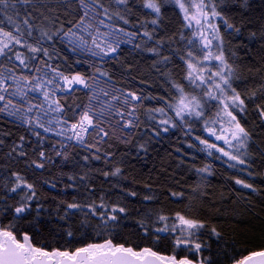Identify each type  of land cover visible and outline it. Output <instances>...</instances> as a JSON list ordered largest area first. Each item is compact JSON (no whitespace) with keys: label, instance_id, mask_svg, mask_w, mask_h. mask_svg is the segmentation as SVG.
<instances>
[{"label":"snow or ice","instance_id":"6c2138e0","mask_svg":"<svg viewBox=\"0 0 264 264\" xmlns=\"http://www.w3.org/2000/svg\"><path fill=\"white\" fill-rule=\"evenodd\" d=\"M245 20L258 26L242 30ZM122 45L150 64L156 94L117 86L136 79ZM0 118L23 133L0 138V264H264V250L230 251L219 227L237 219H219L224 200L244 194L209 191L220 161L249 211H264V171L259 184L242 175L264 161V0H0ZM176 131L177 167L195 177L187 195L128 170ZM53 166L69 171L54 181ZM161 196L183 208L134 207ZM133 211L142 242L126 244Z\"/></svg>","mask_w":264,"mask_h":264},{"label":"trees","instance_id":"16d2710c","mask_svg":"<svg viewBox=\"0 0 264 264\" xmlns=\"http://www.w3.org/2000/svg\"><path fill=\"white\" fill-rule=\"evenodd\" d=\"M254 5H259L261 0H251ZM259 9L257 8L254 15L258 17ZM247 16V14H245ZM237 22H240V17H236ZM165 23H169L168 20ZM256 24L248 23L245 20V23L242 26V30H251L257 27ZM238 43V41H237ZM231 47H236V43L231 45ZM122 48L125 49V57L127 61H131L133 64L136 65L133 68V75L136 77L135 80H132L130 77L127 76L125 73L124 78L118 83L117 86H125L131 87L133 85H138L140 88L145 90V92H152L156 94L158 92V82L156 81L155 76L152 74V69L150 64L142 59H133V56H128L127 51L130 48L129 45H122ZM241 61L244 62V75L246 77H251L253 73H249L247 71L248 61L251 60V54L246 53V51L240 47L237 49ZM123 71V70H122ZM144 80L145 83L141 84L140 81ZM127 81V83H125ZM144 117L141 116V119ZM143 131V128H141ZM8 132L10 135H3L0 138L4 139L6 142L10 143L12 140H16L19 143V136L22 133V130H18L13 125L8 122L5 123L3 118H0V133ZM50 139L59 140V137H51ZM139 139V137H137ZM184 137L178 131L173 134L172 132L166 134L159 143L153 141L152 147L150 148L146 158H136L132 160V164L135 165L134 168H129L128 170L133 172L138 179H142L147 183H151L153 185V191L158 193L165 192L166 189L171 186L174 190H182L186 193V195L191 191L189 185L193 184L195 177L188 175V173L183 172V169L177 167L178 160L181 158V154L176 152L177 147L184 148L186 145H182L180 141H182ZM8 150L6 145H0V164L4 163L3 160V152ZM72 152L73 156H76L77 159H80L79 156L76 154L80 152L79 148L75 150L69 149ZM50 151V147H49ZM87 154V153H84ZM58 159V158H57ZM206 159V158H205ZM82 162V161H81ZM200 158L197 159V164L199 165ZM214 167L216 169V175L209 178L212 187L209 191H214L216 193L215 199L217 202L221 200L220 192H224L225 194L228 193L230 187H235L238 191L244 194V196H248L249 192L247 189H242L239 186L234 185L233 181L227 179L229 175L232 174V169H228L227 164H223L220 161L213 162ZM96 166H100V162H96ZM17 167H23L19 165ZM60 171H69L68 168H57L53 166L52 172L46 173V178H50L52 180H56L58 178V173ZM254 174V177H247L246 173L242 174L244 178H247L249 182L259 184L261 182V177L255 175L256 173H260L264 171V161L257 157L253 163V167L249 169ZM179 181V183H177ZM183 185V188H181ZM62 184H58L57 189H48V192L54 193L59 191L62 187ZM133 187L141 188L142 185L137 184L133 185ZM143 191H146L142 189ZM235 197V193L232 194ZM244 196L236 198L237 202L234 205H228L227 199L224 200L223 204L221 205V212H225L224 216H219L221 221L229 220L231 221L233 217H236L235 222L231 223H221L219 227H222L225 234V241L226 246L229 248L230 251L233 252H240V253H250L252 251H260L264 250V211L261 210L260 207H256L255 212L260 213V215H255L254 213L250 212L249 210L252 209L253 205L248 203ZM140 197L134 198V207L139 209V211L143 212L147 210L148 206L151 205H158L163 204L166 210H181L183 206L181 205L177 208V205L172 204L167 200L165 197L161 196V200L159 202L152 201V202H143L144 206L141 204L136 203L139 201ZM260 197H254L253 203H258ZM45 206L47 207L50 203L49 200L44 201ZM193 204H198V201L192 200ZM130 219L124 222V227L122 231L126 233L123 242L126 244H135L138 242H142L139 240V236L133 229L135 228V216L136 212L129 213ZM49 242L52 244H58L60 241L58 239H52L49 237ZM43 243V241H41ZM146 243V242H145ZM213 245L216 247V242L213 239ZM226 264L229 262L226 260Z\"/></svg>","mask_w":264,"mask_h":264}]
</instances>
